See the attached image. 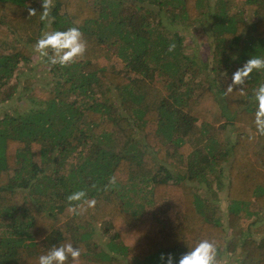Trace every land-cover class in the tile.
<instances>
[{"label":"trees","instance_id":"1","mask_svg":"<svg viewBox=\"0 0 264 264\" xmlns=\"http://www.w3.org/2000/svg\"><path fill=\"white\" fill-rule=\"evenodd\" d=\"M51 1V28L78 27L86 52L65 66L44 59L64 81L19 92L9 81L45 30L43 1L0 0V104L30 102L0 119V264H35L67 240L82 250L78 264H158L200 239L217 244L219 264L234 255L264 264V237L253 239L264 216V135L250 100L264 71L228 90L231 71L264 57V0L223 1L210 66L175 30L199 22L205 0ZM243 12L256 18L249 31ZM80 189L97 204L73 215L66 197ZM168 212L174 227L163 234ZM96 223L106 251L90 233Z\"/></svg>","mask_w":264,"mask_h":264},{"label":"clouds","instance_id":"2","mask_svg":"<svg viewBox=\"0 0 264 264\" xmlns=\"http://www.w3.org/2000/svg\"><path fill=\"white\" fill-rule=\"evenodd\" d=\"M50 8L51 0H43L40 19L45 22V30L36 40L33 50L41 59H46L49 65L65 66L84 56L87 42L78 27H68L64 30L52 29ZM254 71H264V57L250 56L241 66L237 67L231 74L228 90H232L233 86L243 85ZM223 75L227 76V72ZM250 100L255 103L252 122L256 132L264 135V83L257 86ZM115 183V177L111 178L109 184L114 185ZM66 200L69 202V212L73 215H79L82 211L94 208L97 204L96 199L90 198L85 189L71 192ZM81 254V248L71 240H67L53 244L41 252L35 258V264H78ZM158 264H219L218 247L209 239H200L191 247H187V251L178 259L171 253H161L158 257Z\"/></svg>","mask_w":264,"mask_h":264},{"label":"rangeland","instance_id":"3","mask_svg":"<svg viewBox=\"0 0 264 264\" xmlns=\"http://www.w3.org/2000/svg\"><path fill=\"white\" fill-rule=\"evenodd\" d=\"M37 1H41V0H37ZM205 1L206 3H204L202 7V12L204 15L199 22L189 23V22L180 21V23L183 25L177 26L175 30L185 38L184 45L185 44L186 45L183 47L184 51L188 55L195 56L197 59L200 60L202 59L204 61H207L208 66H210L211 51L207 43L210 42L211 40L210 38L212 33L211 26L214 21L213 20L214 13L220 9L221 4L223 5L224 0H205ZM241 15H242L241 19L242 21H244L246 25L245 31H249L251 29L250 27L251 24L255 22L256 18L252 15L251 12L248 13L243 12L241 13ZM172 25H176V24H172ZM203 33L206 34L203 35ZM251 34H253V32H251ZM12 37L13 34L10 35V38ZM33 49H34V45H31L30 46V51L32 52L31 62L27 66L21 67V69L17 73V77L16 75H14L12 79H10L9 81V84H11L12 86L14 85L16 87V90H18L19 92H21V90L27 84L31 85L29 86L31 89L48 91L54 88L56 81H59L60 83L64 81V79L60 78L59 76H56L55 73H50L48 66L44 62L45 60L41 59L38 53H36ZM234 71H231L230 73L232 74V72ZM206 73H208V71ZM25 98L26 97H24L23 94V98L20 97V99H18V97H16L11 101L9 100L4 102L3 104H0V119L3 118V116L6 114L13 116L16 115L17 113H24L25 111H28V109L30 108V102L25 100ZM80 99H82V97L79 95V93H76L74 96L71 97V100L79 101ZM214 184H213V188L216 191L217 189L214 186ZM217 193H219L216 195L217 197L218 195L222 196L220 205H218L220 206L221 215L224 213L226 214L227 201L225 200L223 193L221 192H217ZM133 201L136 204L137 202H139V199L133 198ZM173 218L174 215L171 212H168L165 215V217L162 218V222L164 223L163 234L169 233L171 229L174 227ZM262 219H264V216L260 215V217L257 219L259 222L253 229V233H254L253 239L255 240H260L262 237H264V221H260ZM102 229H103V225L101 223H96L93 226V228H90L91 230L90 233L93 239L99 244L100 246L99 248L106 251L107 249L105 246L108 242V238L102 234ZM6 230H8V228H6ZM237 259L238 257L234 255L231 258V260L225 259L222 262V264H237L235 262ZM124 263L126 264L127 260L124 259Z\"/></svg>","mask_w":264,"mask_h":264}]
</instances>
